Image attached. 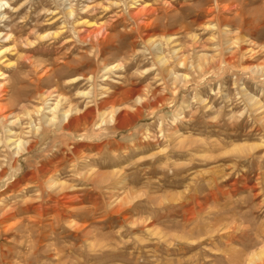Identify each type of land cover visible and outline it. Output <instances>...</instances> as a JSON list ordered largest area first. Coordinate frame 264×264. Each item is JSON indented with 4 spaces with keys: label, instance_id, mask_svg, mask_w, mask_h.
<instances>
[{
    "label": "rangeland",
    "instance_id": "rangeland-1",
    "mask_svg": "<svg viewBox=\"0 0 264 264\" xmlns=\"http://www.w3.org/2000/svg\"><path fill=\"white\" fill-rule=\"evenodd\" d=\"M1 3L0 264H264V0Z\"/></svg>",
    "mask_w": 264,
    "mask_h": 264
},
{
    "label": "bare ground",
    "instance_id": "bare-ground-1",
    "mask_svg": "<svg viewBox=\"0 0 264 264\" xmlns=\"http://www.w3.org/2000/svg\"><path fill=\"white\" fill-rule=\"evenodd\" d=\"M2 2V0H0V4H2L1 3ZM1 6V5H0ZM72 13H74V10H72V8L70 7V9L66 12V14H72ZM4 17V14H2V18ZM100 26V25H99ZM98 26V27H99ZM100 29H102V27L100 28ZM100 29L99 28H97L96 27V29H95V27H94V29L92 30L91 29V31H89V32H87L90 36H91V39H92V37H94V38H96L97 39V37L99 38V36H97L101 31H100ZM62 32V31H61ZM82 32V31H81ZM58 33V32H57ZM103 33V32H102ZM60 34V33H59ZM89 35H85L86 36V38L87 37H89L90 38V36ZM101 35V34H100ZM103 35V34H102ZM84 36V37H85ZM105 36V35H104ZM83 37V36H82ZM81 37V38H82ZM85 40V39H84ZM178 55V54H177ZM182 56V55H181ZM158 57V61H159V63H161V64H165L166 63V59H164L163 57H161V56H157ZM177 63L178 64H182L183 66H185V65H188V63L186 62V60L183 58V57H180L179 56V58H177ZM190 67H192V68H194L193 67V64H191L190 63ZM198 67V66H197ZM196 67V68H197ZM131 93H134V91L133 90H131ZM138 95V94H137ZM57 107H58V101H57V103H55V105L50 109V116H45V118H44V123H50V122H54L55 121V123H56V121H58V122H60V124H66L67 123V125L68 124H73V123H75L74 122V120H72V118L70 117L71 116V111H69V110H66V111H63V112H54L53 110H55V109H57ZM39 109V108H38ZM112 118V117H111ZM110 120V119H109ZM54 124V123H53ZM70 125V126H71ZM8 141H10V145H15L14 146V150H15V153L16 154H18V153H20L21 151H23L24 149H27L28 148V146H26V148H24L23 146H22V142L21 141H19L18 139L17 140H8ZM24 143V142H23ZM26 143V142H25ZM28 145V144H27ZM2 172V169H0V173ZM1 176V175H0ZM262 254H264V249L263 250H261V251H259L258 253H256L255 255H254V257H257L258 255H262Z\"/></svg>",
    "mask_w": 264,
    "mask_h": 264
}]
</instances>
